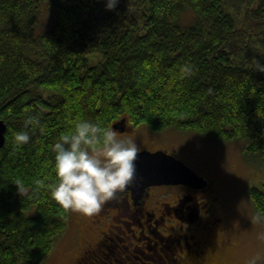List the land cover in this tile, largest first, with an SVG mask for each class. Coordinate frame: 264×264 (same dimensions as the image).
<instances>
[{
  "label": "trees",
  "instance_id": "1",
  "mask_svg": "<svg viewBox=\"0 0 264 264\" xmlns=\"http://www.w3.org/2000/svg\"><path fill=\"white\" fill-rule=\"evenodd\" d=\"M36 114L45 131L29 126L16 147ZM124 118L239 141L264 161V0H0V264H47L68 227L52 145L78 119ZM249 197L264 218V191Z\"/></svg>",
  "mask_w": 264,
  "mask_h": 264
},
{
  "label": "flooded vegetation",
  "instance_id": "2",
  "mask_svg": "<svg viewBox=\"0 0 264 264\" xmlns=\"http://www.w3.org/2000/svg\"><path fill=\"white\" fill-rule=\"evenodd\" d=\"M184 163L200 181L154 185L141 194L126 189L90 216V237L75 264H217L238 224V200L222 197L211 168Z\"/></svg>",
  "mask_w": 264,
  "mask_h": 264
},
{
  "label": "rangeland",
  "instance_id": "3",
  "mask_svg": "<svg viewBox=\"0 0 264 264\" xmlns=\"http://www.w3.org/2000/svg\"><path fill=\"white\" fill-rule=\"evenodd\" d=\"M47 18L46 10L43 24ZM193 19L192 12L183 13L182 21L185 25L191 24ZM92 61L97 62L95 57H92ZM130 129L135 131L136 137L118 132L117 137L133 140L140 149L151 152L163 149L178 153L184 162L195 165L194 168H211L210 175L217 180L222 197L238 200L233 208L238 224L223 241L227 246L219 253L217 264H264V218L257 214L249 197L252 187L264 191V161L250 157L244 150V144L239 141L207 140L196 132L178 130L156 133L147 126ZM90 225V216L71 211L68 227L56 240L47 264H75L81 256L84 241L90 237L89 229L93 226Z\"/></svg>",
  "mask_w": 264,
  "mask_h": 264
},
{
  "label": "clouds",
  "instance_id": "4",
  "mask_svg": "<svg viewBox=\"0 0 264 264\" xmlns=\"http://www.w3.org/2000/svg\"><path fill=\"white\" fill-rule=\"evenodd\" d=\"M118 3L119 0H106V8L114 10ZM29 126L32 129L40 126V131H45L39 114L29 115L25 128L14 131L16 147L22 148L30 142ZM52 149L57 182L51 186V196L68 211L93 216L105 203L128 189L137 177L140 147L133 140L118 138L115 130L100 122L74 121L73 127L60 136Z\"/></svg>",
  "mask_w": 264,
  "mask_h": 264
},
{
  "label": "water",
  "instance_id": "5",
  "mask_svg": "<svg viewBox=\"0 0 264 264\" xmlns=\"http://www.w3.org/2000/svg\"><path fill=\"white\" fill-rule=\"evenodd\" d=\"M113 129L120 133L128 131L127 119L113 125ZM7 125L0 121V150L5 145ZM137 177L128 188L133 194H141L147 188L154 185H190L201 180L187 164L178 160L175 156L159 150L151 152L141 151L136 161Z\"/></svg>",
  "mask_w": 264,
  "mask_h": 264
}]
</instances>
